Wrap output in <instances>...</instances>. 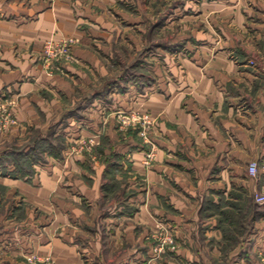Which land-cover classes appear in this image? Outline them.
I'll return each mask as SVG.
<instances>
[{"label": "crops", "instance_id": "0c3cea01", "mask_svg": "<svg viewBox=\"0 0 264 264\" xmlns=\"http://www.w3.org/2000/svg\"><path fill=\"white\" fill-rule=\"evenodd\" d=\"M174 2V6L170 2L169 8L164 4L158 10L160 17L165 16L157 26L161 33L177 30L184 5L181 0ZM151 3L57 1L54 7L39 11L26 26L36 30L30 35L36 38V45L55 27L62 36L81 39L75 46L78 62L68 65L71 76H50L41 65L16 59L10 70L3 65L0 85L12 78L15 85L21 84L23 94L33 92L39 100L38 91L43 87L68 95L74 93L76 83L86 88L103 72V46L124 39L122 33L132 25L142 22L150 27V21H140L134 15L151 13ZM186 4L189 13L201 17V21L195 17L199 22L194 23L196 29L205 23V29L196 34L203 44L190 56L168 55L169 69L158 67V80L143 85L141 108L156 116L157 125L149 139H144L142 151L132 154L122 150L134 158V168L142 174L141 192L122 203H103L104 166L99 163L92 174L81 165L60 167L53 163L42 168L41 184L36 179L39 175L35 182L0 176V185L8 186L9 193L20 191L28 203L22 218L19 205L10 204L11 200L8 204L7 190L6 195L0 193V264H26V256L32 252L52 256L55 264H137L136 244L158 219L175 225L182 241L181 253L197 248L203 252L209 245H198L199 228L203 237L218 241L211 248L220 253L218 238L223 234L217 227V214L201 216L202 205L249 208L250 227L232 249L237 255L234 264H264V203L255 197L256 192H264V0H186ZM124 20L127 26H123ZM2 60L7 62L4 57ZM128 91L134 93L132 87ZM90 106H97L96 101ZM97 117L99 124L102 119ZM113 132L111 129L114 136ZM150 152L154 159L146 164ZM253 159L260 164L258 177L248 172ZM84 173L92 177V183L85 180ZM236 190H242L247 198L235 195ZM83 200L89 212L83 208ZM135 201L140 210L129 214ZM104 208H108L106 214L98 212ZM41 217L44 220L40 221ZM137 225H141L138 235ZM107 254L113 257L107 259Z\"/></svg>", "mask_w": 264, "mask_h": 264}, {"label": "rangeland", "instance_id": "374dc122", "mask_svg": "<svg viewBox=\"0 0 264 264\" xmlns=\"http://www.w3.org/2000/svg\"><path fill=\"white\" fill-rule=\"evenodd\" d=\"M57 1L67 0H0V60L2 57L7 60L0 61L1 71H4V64L10 70L17 59L27 60L32 66L41 65L50 76L65 79L71 76L68 65L78 62L75 46L81 39L67 34L62 36L55 27V31L46 36L41 45H36V38L31 39L30 36L36 30L32 31L26 26L39 11L54 7ZM174 1L152 0L151 13H135L134 17H139L140 21H150V27L148 24L144 26L142 22L135 24V27L132 25L127 32L122 33L124 39L113 46H103V72L95 83L86 85V88L76 83L74 93L68 95L63 90L58 93L43 87L37 90L40 92L38 97L42 99L39 100L33 92L23 94L21 84L15 85L12 78H7V84L4 85L6 88L0 85L3 87L0 92V176L8 180L33 182L34 177L39 175L36 179L41 184L42 168L52 166L53 163L60 167H67L69 163L81 165L91 174L99 163L104 166L103 203L109 200L122 203L125 198L137 196L141 192L143 177L134 168V158L128 153L142 151L144 139H149V132L157 125L156 116L141 108L139 97L143 85L158 80V67L166 66L169 69L168 55L190 56L203 44L196 34L205 29V23L201 22V27L196 29L195 25L199 22L195 17L199 18L198 21H201V17L199 14L189 13L186 0H181L185 8L183 6V14L177 19V30L170 29L162 33L158 31L157 26L165 17H160L159 8L164 4L169 8L170 2L174 6ZM121 4L125 5L123 2ZM123 23V26L128 25L125 20ZM22 24L21 32L19 28ZM66 42L68 51L61 52L60 49ZM175 63L181 64L178 61ZM251 63L255 61L251 60ZM0 74L2 82V73ZM30 76L25 77L26 82H29ZM131 87L134 93H128ZM94 101L97 106H90ZM53 102L60 104L56 103L57 106H54ZM97 107H101V115ZM97 116L102 119L99 124L96 122ZM123 149H128L129 152L124 153ZM148 154L152 155L151 159ZM153 159L154 154L147 153L146 164L152 163ZM84 177L88 183H92V177H87L85 173ZM127 185H130L129 189ZM7 188L8 186L1 184L0 193L6 195L4 192L7 190L8 204L10 200V204L17 203L22 218H25L28 203L24 196L18 190L16 193H9ZM233 193L242 196V200L247 198L242 190L240 193L238 190ZM51 198L53 199V195ZM82 204L89 212V206L84 200ZM140 207L135 201L127 212L136 214ZM245 207H200L201 216L217 214V227L223 234L221 239L218 238L220 253L211 248L218 245V241H214L212 236L203 237L202 228H199L196 241L201 247L207 242L209 245L206 249L203 252L197 248L189 254L181 253L179 250L182 241L176 234L175 225L158 219L154 227L145 231L144 239L136 244L140 255L136 259L137 264H234L237 255L232 249L241 242L240 239L244 238L250 227L251 211ZM33 209L39 215L42 213L39 207ZM107 210L108 208H104L98 212L106 214ZM41 220L44 218L41 217ZM140 227L141 225H137L136 235L140 233ZM106 257L111 259L113 255L107 254ZM26 258V264H29V258L36 261V264H55L52 256L36 252ZM261 260L264 263V254Z\"/></svg>", "mask_w": 264, "mask_h": 264}, {"label": "built area", "instance_id": "2783aa9c", "mask_svg": "<svg viewBox=\"0 0 264 264\" xmlns=\"http://www.w3.org/2000/svg\"><path fill=\"white\" fill-rule=\"evenodd\" d=\"M68 42L64 44V46L60 49L61 52H67ZM149 120V119H148ZM148 158L151 159L152 155L148 154ZM248 172L253 177H258L260 175V164L259 161L253 160L248 165ZM256 200L260 203H264V192H256ZM29 264H36V261H34L32 258H29Z\"/></svg>", "mask_w": 264, "mask_h": 264}]
</instances>
